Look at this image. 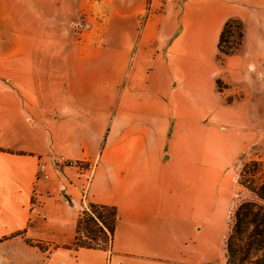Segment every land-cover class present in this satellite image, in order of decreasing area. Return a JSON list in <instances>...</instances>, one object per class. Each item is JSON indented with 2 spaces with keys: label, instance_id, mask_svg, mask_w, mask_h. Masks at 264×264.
Returning <instances> with one entry per match:
<instances>
[{
  "label": "crops",
  "instance_id": "1",
  "mask_svg": "<svg viewBox=\"0 0 264 264\" xmlns=\"http://www.w3.org/2000/svg\"><path fill=\"white\" fill-rule=\"evenodd\" d=\"M83 12L116 25L123 47H49L64 37H50L47 26L71 25ZM145 14L157 23L144 41L169 63L177 56L215 58L232 19L244 24L245 36L225 69L241 59L255 73L264 58V0H0V264H145L156 258L157 235L168 231L181 240L170 264L207 260L224 166L208 162L218 145L206 123L231 108L215 111L223 103L213 60L204 68L210 96L198 93L203 84H194L191 98L170 83L167 98H160L154 82H144L143 66L128 80L129 42L136 41L134 25ZM181 23L189 28L183 44ZM177 68L184 82L195 75L191 63ZM60 159L96 169L90 179L61 167L59 178L38 180L41 162L51 167ZM90 204L118 211L111 248L65 249ZM18 233L26 234L13 238ZM27 240L51 247L28 246Z\"/></svg>",
  "mask_w": 264,
  "mask_h": 264
},
{
  "label": "rangeland",
  "instance_id": "2",
  "mask_svg": "<svg viewBox=\"0 0 264 264\" xmlns=\"http://www.w3.org/2000/svg\"><path fill=\"white\" fill-rule=\"evenodd\" d=\"M91 1L97 3L98 0ZM89 15L90 14L87 12L79 13L74 23L71 25L49 24L47 28L50 37L54 38L58 33L62 34L64 37L63 41H49V47L55 45L72 47L73 43L74 45L77 43H88L95 46V48L105 47L118 49L123 47L122 44H124V42L116 35V25H105L102 18L93 19L90 18ZM156 23L157 18L154 15H150L147 20V15L145 14L144 18L140 20V23L134 25L139 34L135 42H129L132 48L128 51V56L126 58L128 62L127 70L129 72L128 80H131L136 66H139V68L143 66L145 70L143 80H145L144 82H149L150 85L154 82L155 87H157V92L154 90L155 95H159L160 98L166 99L170 83H173L174 92L186 93L187 96L189 95L191 98H194V92L196 91L194 89V84L197 83L199 87V84H203L206 75V70L204 68H206L210 61L213 60V64L216 65L219 72H221L220 75L216 77L214 85L216 94L220 95L219 102L223 104H217L216 107L218 108L215 111L221 112L223 106L231 108V111L226 114L223 112L220 115L216 114L212 120L206 123L209 132L216 134L218 145L216 146L218 147L217 152L211 154V150H208V162L217 167L224 166L223 169H220L221 176L217 181L216 197H214L213 200L214 208L217 212L216 219L218 223L216 226L218 229L217 231L215 229L210 232L207 237V260L195 261L200 264H226L227 236L232 229L237 210L241 205L247 203L264 206V201L248 188L255 187L254 184H251V179H249V173L252 172L251 163H264V58H260V62H258L260 65H257L255 73L249 70V64L246 65L241 61L239 62L241 59H236L234 62L232 61L233 63L230 70L225 69L228 60L233 55H236L243 47L245 36L244 24L237 19H232L225 24V26L229 24V28L225 43L221 47L223 53L219 52L218 45V54L215 58L210 56H177L172 63H169L167 57H159L152 54L151 44L144 41V39L147 38V34H152L155 30ZM253 33L254 31L251 28L249 32H246V35L249 38ZM178 34L180 40H182L181 44H183L184 38L189 35V28L185 29V25L181 23L178 26ZM70 37L72 39H70ZM152 43L162 44L159 41H153ZM158 47L161 46L157 44L153 46V48ZM143 52H147L148 55H145ZM226 53H228V55ZM103 59L104 58H97V61L101 62ZM124 59L125 58H122V61ZM242 59L247 58L242 57ZM111 60L113 62L118 61L119 57L116 58L112 56ZM186 63H191L195 75H192V78H188L186 82H184L183 76L186 74L180 72L177 67L180 64L182 67L187 66L188 64ZM235 68L238 70L234 71ZM194 78L197 79L194 80ZM200 79H203V81ZM124 80H126V78H124ZM201 86H204V88H199L198 93L210 96L208 94L209 89H205V87L208 88L207 84ZM57 162L58 161L51 166L52 173L54 174L51 181L60 176L61 168L58 166ZM74 162L79 164L78 169L74 170L77 173H80L79 170L84 171L88 175V179H90L96 169L95 165L79 160H74ZM62 168H64V166ZM66 168L69 169V167ZM261 172L260 175L264 178V167H261ZM89 212V210L83 212L81 218H84L86 213L88 214ZM25 234L26 233H21L20 236L24 238ZM16 237L19 236L15 234L13 238ZM157 239L160 242H155L156 246L152 250L157 254L155 256L156 258H154L155 260L153 262L145 261V264H170L172 260L168 259L177 255L178 251H180V238L175 237L172 232L168 231L167 233L158 234ZM24 244L37 248L41 247L42 249H49V247H51L37 244L32 240H27ZM65 249H72V247L67 246ZM183 251L188 250L183 248ZM0 260H4L2 255H0Z\"/></svg>",
  "mask_w": 264,
  "mask_h": 264
},
{
  "label": "trees",
  "instance_id": "3",
  "mask_svg": "<svg viewBox=\"0 0 264 264\" xmlns=\"http://www.w3.org/2000/svg\"><path fill=\"white\" fill-rule=\"evenodd\" d=\"M228 28L229 24L225 26L220 36L219 52L221 53H223L221 47L225 43ZM251 167L249 179L255 187H247L264 201V178L260 175L264 163L253 162ZM89 211L78 221L72 249L75 251L109 250L117 228V209L90 204ZM20 234L18 233L17 236ZM226 264H264V206L247 203L237 210L232 229L227 236Z\"/></svg>",
  "mask_w": 264,
  "mask_h": 264
},
{
  "label": "built area",
  "instance_id": "4",
  "mask_svg": "<svg viewBox=\"0 0 264 264\" xmlns=\"http://www.w3.org/2000/svg\"><path fill=\"white\" fill-rule=\"evenodd\" d=\"M58 166L61 167H69L73 169H78V163L74 161H69L66 159H60L58 160ZM80 172H84L79 170ZM53 173L50 165L46 162H41L38 167V180H44V181H51L53 178Z\"/></svg>",
  "mask_w": 264,
  "mask_h": 264
}]
</instances>
